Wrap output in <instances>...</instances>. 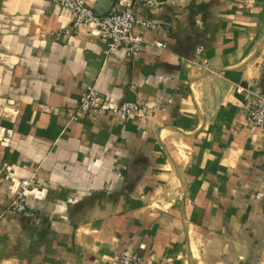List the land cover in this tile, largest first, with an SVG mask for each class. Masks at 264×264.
<instances>
[{"label":"crops","instance_id":"crops-1","mask_svg":"<svg viewBox=\"0 0 264 264\" xmlns=\"http://www.w3.org/2000/svg\"><path fill=\"white\" fill-rule=\"evenodd\" d=\"M111 1L157 23L134 28L146 41L134 59L106 56L96 31L65 37L75 16L60 4L0 0V264H110L120 251L240 261L249 234H264V132L247 121L264 96V0ZM87 86L107 111L77 110ZM132 99L158 111H108ZM24 179L38 183L37 221L9 211Z\"/></svg>","mask_w":264,"mask_h":264},{"label":"built area","instance_id":"built-area-1","mask_svg":"<svg viewBox=\"0 0 264 264\" xmlns=\"http://www.w3.org/2000/svg\"><path fill=\"white\" fill-rule=\"evenodd\" d=\"M60 4L72 12L75 20L69 29L64 31L65 37H73L82 30L88 33L97 32L100 37L107 42L105 55L113 51H124L128 59H134L141 53L142 47L146 44L144 37L134 32L136 26L153 29L157 26L155 21L143 19L135 16L132 8L123 11H112L109 14L99 17L95 10L90 8L85 0H45ZM169 0H134L136 6L151 9L163 8ZM158 48H164L162 43H156ZM77 110L81 114H100L107 109L101 104L99 91L94 86H87L81 93ZM110 113L116 115L121 121H126L134 114H139L143 119L150 120L158 111V107L153 105L138 103H123L117 107L108 109ZM74 122L80 121V116H74ZM247 121L254 127L264 132V96L253 95L250 100ZM34 180H23L16 197L11 204L13 213L23 214L27 211L26 192L30 189ZM110 264H147L138 257L127 252H117L113 256Z\"/></svg>","mask_w":264,"mask_h":264},{"label":"rangeland","instance_id":"rangeland-1","mask_svg":"<svg viewBox=\"0 0 264 264\" xmlns=\"http://www.w3.org/2000/svg\"><path fill=\"white\" fill-rule=\"evenodd\" d=\"M2 104H3V107L6 108V109H7V106H9L8 108L10 109L11 113H13L15 115L17 114V108H16L17 106L16 105H13V104L9 105L7 102L6 103L3 102ZM5 135H7V134H5ZM0 137L3 138V135L0 134ZM7 137H8V135L4 136V139H3L4 142L7 140ZM182 155L184 157L183 153H182ZM119 169L120 168H116V172H119L120 171ZM174 169H175V181L176 182H180V188H181L180 189V193H182L183 192L182 175H181L180 170L177 169L176 166H174ZM24 180H29V179H24ZM22 181L23 180H21L20 183H19V189H20V185H21ZM169 187H170V184H169ZM169 187L167 189H165L163 195L166 194V195L169 196L170 194H173V191H171V188L169 189ZM36 189H38V183L34 180V183L30 187V189L26 192L27 202H28V194H29V192L32 191V190H36ZM15 197H14V199H15ZM13 200L11 201L10 206H9V211L11 213H13L12 208H11V204H12ZM13 214H15V213H13ZM15 215L24 216V217H27L29 219H32L33 221H37L40 218V215L38 213H33L30 210V208L28 206V203H27V211H26V213L15 214ZM249 236H250V239L246 240L245 245L243 247L244 248V253L239 257V258H241L240 261H242V260L243 261L242 262H240L238 260L237 261H227V262H225V264H244L245 262H247L244 259L251 260L248 264H264V234L261 236L259 234L258 230H255V231L251 232L249 234ZM189 264H197V261H190Z\"/></svg>","mask_w":264,"mask_h":264},{"label":"water","instance_id":"water-1","mask_svg":"<svg viewBox=\"0 0 264 264\" xmlns=\"http://www.w3.org/2000/svg\"><path fill=\"white\" fill-rule=\"evenodd\" d=\"M111 3H112L111 0H107V2L105 3L103 10L101 12L95 11L96 15L99 17H102V16L109 14L111 12V9H112ZM134 102H135V100H133V99L130 101V103H134Z\"/></svg>","mask_w":264,"mask_h":264}]
</instances>
